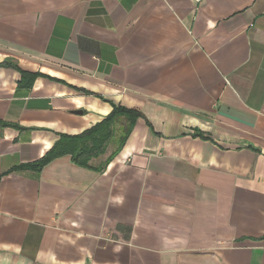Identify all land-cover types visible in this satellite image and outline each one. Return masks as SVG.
Instances as JSON below:
<instances>
[{"label": "crops", "instance_id": "0c3cea01", "mask_svg": "<svg viewBox=\"0 0 264 264\" xmlns=\"http://www.w3.org/2000/svg\"><path fill=\"white\" fill-rule=\"evenodd\" d=\"M6 60L0 264H264V0H0ZM114 106L123 145L14 171Z\"/></svg>", "mask_w": 264, "mask_h": 264}, {"label": "trees", "instance_id": "16d2710c", "mask_svg": "<svg viewBox=\"0 0 264 264\" xmlns=\"http://www.w3.org/2000/svg\"><path fill=\"white\" fill-rule=\"evenodd\" d=\"M0 67L12 68L18 71L22 76L20 84H24L29 87L35 79L43 76L39 73L31 74L24 72L11 60L1 62ZM26 80H28V82ZM82 92L86 95L91 94L85 90H82ZM140 118H144V116L138 110L128 109L124 106H114L110 115H108L102 122L77 136L59 135V140L40 161L31 165L22 166L14 171L31 168L36 172H40L54 159L67 155L71 156V159L75 164L82 167H89V162L93 158L99 157L106 151L108 143L115 135L116 122L120 119H125L128 123L123 135L121 136L120 145H123L133 129L135 122ZM194 136L203 137L200 133H196Z\"/></svg>", "mask_w": 264, "mask_h": 264}, {"label": "built area", "instance_id": "2783aa9c", "mask_svg": "<svg viewBox=\"0 0 264 264\" xmlns=\"http://www.w3.org/2000/svg\"><path fill=\"white\" fill-rule=\"evenodd\" d=\"M194 1H195V2H198V3H199V2H202V0H194Z\"/></svg>", "mask_w": 264, "mask_h": 264}, {"label": "water", "instance_id": "95a60500", "mask_svg": "<svg viewBox=\"0 0 264 264\" xmlns=\"http://www.w3.org/2000/svg\"><path fill=\"white\" fill-rule=\"evenodd\" d=\"M76 113H81V112H76Z\"/></svg>", "mask_w": 264, "mask_h": 264}]
</instances>
